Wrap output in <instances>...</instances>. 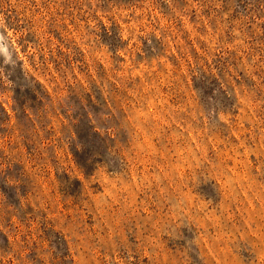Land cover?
Listing matches in <instances>:
<instances>
[{"label":"rangeland","instance_id":"rangeland-1","mask_svg":"<svg viewBox=\"0 0 264 264\" xmlns=\"http://www.w3.org/2000/svg\"><path fill=\"white\" fill-rule=\"evenodd\" d=\"M0 264H264V0H0Z\"/></svg>","mask_w":264,"mask_h":264}]
</instances>
